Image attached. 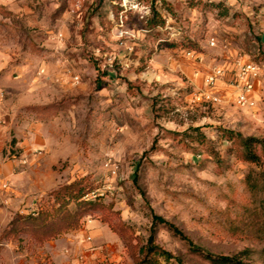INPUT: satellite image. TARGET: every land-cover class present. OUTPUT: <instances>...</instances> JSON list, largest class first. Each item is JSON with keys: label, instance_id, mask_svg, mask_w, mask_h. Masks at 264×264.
Wrapping results in <instances>:
<instances>
[{"label": "rangeland", "instance_id": "obj_1", "mask_svg": "<svg viewBox=\"0 0 264 264\" xmlns=\"http://www.w3.org/2000/svg\"><path fill=\"white\" fill-rule=\"evenodd\" d=\"M70 3L0 0V264H55L92 219L123 245L102 264H133L152 215L264 264V0H97L73 16ZM238 56L260 67L255 107L224 78L220 103L198 99ZM155 243L211 264L162 226Z\"/></svg>", "mask_w": 264, "mask_h": 264}, {"label": "built area", "instance_id": "obj_2", "mask_svg": "<svg viewBox=\"0 0 264 264\" xmlns=\"http://www.w3.org/2000/svg\"><path fill=\"white\" fill-rule=\"evenodd\" d=\"M97 0H71L68 8L70 15H75L86 4L93 3ZM209 44L214 46V40L210 39ZM189 57L193 56V53L187 54ZM232 75L228 80V86L232 89V101L239 108L253 109L255 107V99L252 97L255 92V83L260 75V67L250 61L249 59L238 56L233 63ZM225 71L223 68L214 67L212 70L204 76V90H202L198 99H202L205 102L211 104L220 103L223 98L216 88V83L219 79L223 78ZM3 188L5 185L2 186Z\"/></svg>", "mask_w": 264, "mask_h": 264}, {"label": "trees", "instance_id": "obj_3", "mask_svg": "<svg viewBox=\"0 0 264 264\" xmlns=\"http://www.w3.org/2000/svg\"><path fill=\"white\" fill-rule=\"evenodd\" d=\"M254 141H255L254 138H250V137L242 140L244 147V155L246 160L254 164H259L260 159L251 148V143ZM82 196L83 195L79 193L78 196L75 198L77 200L82 198ZM157 226H162L166 228L175 238L179 239L180 241H183L188 246L190 251L202 255L211 264H249L248 262H245L243 260V257H248V253H249L248 250H243L238 255H232V256L210 254L209 252L205 251L203 248L193 245L192 242L182 233L181 230H179L171 223L165 221L163 218L156 215L151 216V227L146 239V243L142 248L139 249L137 255V262L133 264H156V260H152L154 257L161 258L166 263L173 261L175 264H182L179 258L173 256L171 253L165 251L155 243V227ZM258 231L259 233L262 234V237H264V206L262 208V220L261 223L259 224ZM115 234L118 235L117 233Z\"/></svg>", "mask_w": 264, "mask_h": 264}, {"label": "crops", "instance_id": "obj_4", "mask_svg": "<svg viewBox=\"0 0 264 264\" xmlns=\"http://www.w3.org/2000/svg\"><path fill=\"white\" fill-rule=\"evenodd\" d=\"M232 69L233 67L224 69V80L230 79ZM222 85L219 84L220 89L223 88ZM252 97L254 98V96ZM81 236L83 242L74 246L73 254L50 250L52 261L55 264H102L107 260L109 262L118 261V256L123 248L122 241L106 224L98 220H89L83 226L79 237ZM76 254L83 258L81 263L75 257Z\"/></svg>", "mask_w": 264, "mask_h": 264}]
</instances>
